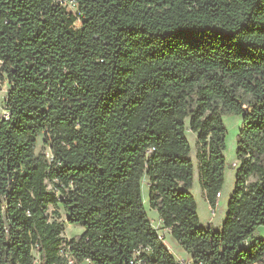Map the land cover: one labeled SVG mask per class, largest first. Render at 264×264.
<instances>
[{
    "label": "trees",
    "instance_id": "1",
    "mask_svg": "<svg viewBox=\"0 0 264 264\" xmlns=\"http://www.w3.org/2000/svg\"><path fill=\"white\" fill-rule=\"evenodd\" d=\"M0 0V264H179L143 200L194 264L264 255V0ZM81 26H77L78 20ZM241 115L236 182L221 228L203 227L225 186ZM46 136L52 158L37 152ZM50 185L52 188H50ZM84 231L65 240V223ZM251 240L249 246L245 243Z\"/></svg>",
    "mask_w": 264,
    "mask_h": 264
},
{
    "label": "rangeland",
    "instance_id": "2",
    "mask_svg": "<svg viewBox=\"0 0 264 264\" xmlns=\"http://www.w3.org/2000/svg\"><path fill=\"white\" fill-rule=\"evenodd\" d=\"M56 2L60 3L59 0H55ZM74 15L76 14L78 16L77 11L76 12H72ZM77 26H81V20L79 19L77 22ZM8 91H9V82L8 79L5 75H1L0 74V116L4 115L5 113V103H6V98L8 95ZM224 121L226 123V126L228 128V136H227V148H226V158L228 163L232 162V159L235 157L236 155V149H237V136L239 134V131L241 129L242 126V121L243 118L241 115H232V116H225L224 117ZM189 122L190 119H187V131H186V135L191 143L192 146V159H194L196 161V163H198L197 160V137H195L197 134L190 131L189 129ZM46 136L44 134H41L38 138V143H37V152L38 153H45L48 155V157L51 159L52 155H51V151L49 149V144L46 141ZM235 177V179H234ZM236 181V176H235V172L234 169L231 168L230 166L227 167V178H226V188L224 189V196L222 198V204H220L219 207V214H223L225 213V205H226V199H227V193L229 192L231 186H233V189L235 187V181ZM199 175H198V170H196V179H195V184H194V188H193V193L194 195L197 197V199L201 202L202 201V196H201V186L199 184ZM50 188H52V186L50 185ZM143 200L145 203V206L147 208L148 214L149 216L152 218V224L155 227V229L157 230V232L159 233V235L164 238L166 235V228H164L162 221L160 219V217L158 216V213L156 210H153L150 208V204H149V187H148V177H145L143 179ZM224 204V206H223ZM60 213L62 214V221L65 223V232H64V238L65 240L71 239L72 237L76 236V235H80L83 233L84 231V227L81 225H72L68 223V218H67V214L64 211V209L61 207L59 209ZM201 213H202V221L204 222L206 220V214L204 213L203 208H201ZM264 227H261L258 229V233H260V230H263ZM261 236L264 237V233L260 234ZM175 240L173 239L172 236L167 237L165 242L166 244L172 248L173 244ZM179 247H177L178 249ZM180 252L184 253V250L182 248L178 249Z\"/></svg>",
    "mask_w": 264,
    "mask_h": 264
},
{
    "label": "crops",
    "instance_id": "3",
    "mask_svg": "<svg viewBox=\"0 0 264 264\" xmlns=\"http://www.w3.org/2000/svg\"><path fill=\"white\" fill-rule=\"evenodd\" d=\"M197 137V135L195 136ZM226 152V151H225ZM236 152H237V149H236ZM192 153V152H191ZM226 154V153H225ZM192 157V155H191ZM194 163H195V179H196V170H198V175H199V182H200V172H199V168H198V163H196V161L193 159ZM239 165V161L237 159V154L235 155V157L232 159V162L231 163H228L227 161V167L230 166L231 168L234 169V172H235V176H236V169ZM225 177L227 178V169H226V172H225ZM235 179V177H234ZM235 181V180H234ZM236 182V181H235ZM194 184H195V181H194ZM200 186H201V183H199ZM226 181H225V186L223 188V191H222V195L221 197L218 199V205H217V209L216 210H213L207 200V197H206V194L205 192L203 191V189L201 188V196H202V201L200 202L197 197L195 196L196 200H197V204H198V213H199V216H200V221H201V225L203 227H208L210 224L213 225L214 227L216 228H221L223 226V223L225 221V217H226V213H227V210H228V203H229V200H230V197L234 191L233 189V186H231L229 192L227 193V199H226V205H225V213L223 214H219V207H220V204H222V198L224 196V189L226 188ZM194 188V186H193ZM192 193H193V189H192ZM194 194V193H193ZM224 206V204H223ZM201 208H203L204 210V213L206 214V220L203 222L202 221V213H201ZM158 213V212H157ZM159 216V214H158ZM160 217V216H159ZM152 219V218H151ZM161 219V218H160ZM260 233H256V235L260 238H263V236H261L260 234L261 233H264V229L263 230H260L259 231ZM166 235L165 237L163 238L164 242L166 240L167 237H170L172 236L171 235V231L169 229L166 228ZM173 237V236H172ZM174 239V238H173ZM175 240V239H174ZM175 243L173 244V247L170 248L166 242V246L170 249V251L177 257V259H185V260H191L192 257L190 254H188L180 245L179 243L175 240L174 241ZM177 247L179 248H182L184 250V253L183 252H180ZM83 264H90V263H87L86 261L83 263Z\"/></svg>",
    "mask_w": 264,
    "mask_h": 264
},
{
    "label": "built area",
    "instance_id": "4",
    "mask_svg": "<svg viewBox=\"0 0 264 264\" xmlns=\"http://www.w3.org/2000/svg\"><path fill=\"white\" fill-rule=\"evenodd\" d=\"M59 2H60V4L62 6H64L67 9L68 12L72 13V12H76L77 11V13H79V3L76 0H59ZM4 115H8V112L6 111V109H5ZM221 195H222V193H218V195H217L218 199L221 197ZM250 243H251V240L249 239V240L246 241L245 245L249 246ZM142 251L143 250H141V249L136 251V253L134 255V258L131 261V264H143L142 260L140 259ZM61 254H62V256H64L67 259L68 264H78L76 262V260L73 258V256L70 255L69 247L67 246L66 243H64L61 246ZM177 260H178L179 264H194L193 263V259L185 260V259L181 258V259H177ZM86 262L92 264L89 260H87ZM83 263H81V264H83ZM250 264H264V255L259 260L255 261V262H252Z\"/></svg>",
    "mask_w": 264,
    "mask_h": 264
},
{
    "label": "bare ground",
    "instance_id": "5",
    "mask_svg": "<svg viewBox=\"0 0 264 264\" xmlns=\"http://www.w3.org/2000/svg\"><path fill=\"white\" fill-rule=\"evenodd\" d=\"M143 195H144V192H143Z\"/></svg>",
    "mask_w": 264,
    "mask_h": 264
}]
</instances>
